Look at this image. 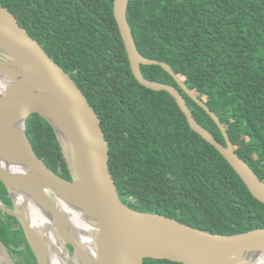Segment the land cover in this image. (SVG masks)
<instances>
[{
	"label": "trees",
	"instance_id": "obj_1",
	"mask_svg": "<svg viewBox=\"0 0 264 264\" xmlns=\"http://www.w3.org/2000/svg\"><path fill=\"white\" fill-rule=\"evenodd\" d=\"M69 74L99 116L109 170L130 208L216 234L264 228L256 199L222 154L189 125L175 98L135 78L114 0H0ZM139 52L165 62L221 120L238 155L264 181V0H130ZM143 76L184 95L195 119L220 143L212 117L159 65ZM29 139L58 175H71L57 135L38 114ZM0 200L11 201L0 180ZM0 239L16 264H37L18 220L0 208ZM144 264H182L146 258Z\"/></svg>",
	"mask_w": 264,
	"mask_h": 264
},
{
	"label": "water",
	"instance_id": "obj_2",
	"mask_svg": "<svg viewBox=\"0 0 264 264\" xmlns=\"http://www.w3.org/2000/svg\"><path fill=\"white\" fill-rule=\"evenodd\" d=\"M130 0H114V15L138 82L167 91L186 115L190 127L213 145L241 177L251 194L264 203V181L238 155L220 118L183 83L170 65L144 57L138 50L127 12ZM141 65H159L212 117L226 145L194 117L184 95L173 85L150 81ZM38 114L53 127L71 180L51 170L29 139V116ZM0 180L14 203L0 208L16 216L24 227L37 264H51L47 239L20 206L29 199L48 213L55 228H45L72 249L78 264H144L146 258L182 264H256L264 257V228L239 234H216L185 225L160 214L130 208L117 191L109 170V149L99 116L67 74L0 4ZM59 200L68 202L88 223L92 249L85 248L65 217ZM41 208V209H40ZM45 214V213H44ZM47 241V242H46ZM0 264H16L0 239Z\"/></svg>",
	"mask_w": 264,
	"mask_h": 264
},
{
	"label": "bare ground",
	"instance_id": "obj_3",
	"mask_svg": "<svg viewBox=\"0 0 264 264\" xmlns=\"http://www.w3.org/2000/svg\"><path fill=\"white\" fill-rule=\"evenodd\" d=\"M19 201L20 206L25 207L26 211L30 214L33 225L42 232L44 236H46L45 239L48 238V242H46L51 264L54 257L59 260L60 264H78L77 260H72L70 258L67 248L59 241V236L52 231H46L47 228L53 230L56 224L50 217H48V213L43 212V210H38V207L32 205V203L29 202V199L19 197ZM59 208L62 214L71 221L72 226L75 228V233L79 237L80 243L85 248L89 249V251H93L91 247L93 237L87 232L90 226L83 219L82 215L64 200H59ZM258 258H261V260L258 262L257 259L256 264H264V257Z\"/></svg>",
	"mask_w": 264,
	"mask_h": 264
},
{
	"label": "flooded vegetation",
	"instance_id": "obj_4",
	"mask_svg": "<svg viewBox=\"0 0 264 264\" xmlns=\"http://www.w3.org/2000/svg\"><path fill=\"white\" fill-rule=\"evenodd\" d=\"M9 196H10V194H9ZM10 199H11V197H10ZM1 201V200H0ZM11 201L12 202H10V201H6V200H2L1 202L8 208V209H10V210H14V203H13V200L11 199ZM6 213V212H5ZM9 214V213H8ZM11 215V214H10ZM13 216V215H12ZM17 220H18V222L20 223V225L22 226V228H23V230H24V227H23V225L21 224V222L19 221V219L16 217V216H14ZM24 233H25V230H24ZM25 235H26V233H25ZM26 238H27V236H26ZM27 240H28V238H27ZM29 242V241H28ZM30 246V245H29ZM31 248V247H30ZM9 249V248H8ZM32 250V249H31ZM10 251V250H9ZM33 252V251H32ZM11 253V252H10ZM11 255H12V253H11ZM35 255V254H34ZM13 257V256H12ZM14 258V257H13ZM35 258H36V256H35Z\"/></svg>",
	"mask_w": 264,
	"mask_h": 264
},
{
	"label": "clouds",
	"instance_id": "obj_5",
	"mask_svg": "<svg viewBox=\"0 0 264 264\" xmlns=\"http://www.w3.org/2000/svg\"><path fill=\"white\" fill-rule=\"evenodd\" d=\"M258 259V262L261 260V258H257ZM52 264H60L59 260L56 259L55 257L53 258L52 260Z\"/></svg>",
	"mask_w": 264,
	"mask_h": 264
},
{
	"label": "rangeland",
	"instance_id": "obj_6",
	"mask_svg": "<svg viewBox=\"0 0 264 264\" xmlns=\"http://www.w3.org/2000/svg\"><path fill=\"white\" fill-rule=\"evenodd\" d=\"M68 250H69L70 257H72V249L70 247H68Z\"/></svg>",
	"mask_w": 264,
	"mask_h": 264
}]
</instances>
